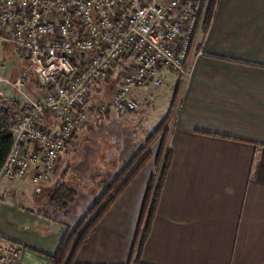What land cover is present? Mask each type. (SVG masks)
I'll return each mask as SVG.
<instances>
[{"label": "crops", "instance_id": "crops-1", "mask_svg": "<svg viewBox=\"0 0 264 264\" xmlns=\"http://www.w3.org/2000/svg\"><path fill=\"white\" fill-rule=\"evenodd\" d=\"M200 52L189 63L190 76L183 81L175 117L165 128L172 159L147 236L143 237L140 219L155 163L144 173L139 170L106 209L116 190L103 201L87 221L85 229L98 218L71 264H264V0H217ZM26 59L20 67L28 73ZM161 75L162 85L171 80L169 87L175 91L179 76L169 70ZM25 76L30 95L42 101L47 89L37 77ZM157 89L150 91V103L161 99ZM20 104L23 115L27 107ZM129 113L119 114L108 104L98 124L107 151L99 166L92 168L89 160L75 166L78 181H69V161L76 160L69 153L76 145L71 141L50 182H35L32 171L9 179L24 180V203L14 200V193L0 190V243L21 246L22 263L54 264L52 256L63 240L87 219L154 133L138 145L137 140L126 139L124 150L109 158L124 128L117 115ZM109 120L112 127L104 123ZM94 122L98 121L92 113L86 128H95ZM43 123L51 129L59 126L48 113ZM83 127L76 132L78 140L87 130ZM83 139L77 140L79 146ZM59 188L74 192L66 207L51 201Z\"/></svg>", "mask_w": 264, "mask_h": 264}, {"label": "built area", "instance_id": "built-area-1", "mask_svg": "<svg viewBox=\"0 0 264 264\" xmlns=\"http://www.w3.org/2000/svg\"><path fill=\"white\" fill-rule=\"evenodd\" d=\"M211 2L0 0V30L9 31L47 89L42 101L29 100L13 128L0 179L32 171L35 182H50L66 145L88 120V95L116 70L121 80L110 105L119 114L140 111L149 92L162 85L163 70L186 81L189 63L201 53ZM45 113L58 120L57 129L43 123ZM22 254L16 243H0V264H24Z\"/></svg>", "mask_w": 264, "mask_h": 264}, {"label": "rangeland", "instance_id": "rangeland-1", "mask_svg": "<svg viewBox=\"0 0 264 264\" xmlns=\"http://www.w3.org/2000/svg\"><path fill=\"white\" fill-rule=\"evenodd\" d=\"M216 3L217 0H212L211 2L210 12H209V17L211 20L213 18ZM10 38L11 37L9 31L2 30V32L0 33V102L17 101L20 103L21 101L22 104L25 103V106L27 107L30 103L29 100H34V98L30 95V92L28 91L26 85V81H28V77H26L25 75L27 76L29 75L35 76V75L31 73L30 70L28 73H25L24 69L20 67L21 63L27 61L26 56L21 51L15 49V47L12 45ZM20 70L22 71L20 72ZM121 74H122L121 70H116L115 74L110 78H108L107 81L104 80L101 81V83H99V86L90 92V94L88 95L85 101V103H87L89 107H91V109L87 108L86 110L88 116L93 113L94 118L98 122L93 123L95 125V128L89 126L87 129L86 128L87 122L83 125L84 126L83 128L84 129L86 128L87 130L85 129L86 131L81 134L82 135L81 137L84 138L83 139L84 141L83 143H81L80 146H79L80 143L78 141H80L81 137L78 140V137H76L77 133L75 134L72 143L70 144L72 145L74 142H76V145L71 147L69 151V153L72 152L71 153L72 155L74 154L76 160H74L72 163L69 161V181H74V180L78 181L77 177L74 176V174L78 167L75 166L78 165L79 162L83 160L84 165H86L89 160L91 162L92 168L96 167V165L99 166V163H101L100 159L104 156V154L107 151V146H105V144L103 143V141H105V138L103 137L101 131L98 130L100 126L98 125L99 119L106 113V111L101 113L99 111L100 110L99 105H108L110 103L113 93L120 85ZM14 76H17L15 80L13 79ZM182 79L183 78L181 77H175V81L177 84L176 86L177 88L175 91L174 90L172 91L169 87L170 85L169 81L171 82V80L166 81L161 87H157L158 89L155 91V93L162 92L161 97L159 94V98L161 99L159 101L157 100V103L153 104V102L150 103L149 100H146L144 101V105L142 106V109L140 111L129 113L126 116L117 115V117L120 118V123L124 128H122L123 130L121 131L120 144H114L113 145L114 150L113 149L109 150V154H110L109 158L113 156V153L116 150L119 151L121 148L122 151L124 150V146H125L124 142L126 139H129L130 141L131 139H133V141L137 140L136 143L138 145L139 143L143 142L147 134H150L151 132L159 128V126L163 124L165 119L166 120L164 122L165 123L164 126L165 128L167 127L168 123L171 122L172 119H174L176 114L177 102L181 97V93H182L181 90L183 89ZM8 82L12 83L13 85L10 83L8 84ZM153 90H151V92H153ZM151 92H149L150 95ZM83 107L84 106L82 104L80 108L82 109ZM110 121L111 120L104 121V123L112 127L113 123H110ZM116 123H118L119 125V122ZM133 135L136 136L134 137ZM149 139L150 138H148L147 141ZM147 141L144 142L143 146L147 145L146 144ZM159 144H160V137H157L154 139L153 143H151V145L147 148L145 155L146 154L149 155L146 162L140 168V173L146 172L147 169H149L150 165L152 164L154 165L156 155L159 151ZM84 151H85V158L82 157ZM156 171L158 172V170ZM58 172H59V167L57 173ZM0 190H6L10 193H14L15 196L14 200L24 203L21 200L22 197L21 193H25L26 191L24 180L21 179L9 180L8 178H3L0 180ZM7 198L13 199V197H8V196Z\"/></svg>", "mask_w": 264, "mask_h": 264}, {"label": "trees", "instance_id": "trees-1", "mask_svg": "<svg viewBox=\"0 0 264 264\" xmlns=\"http://www.w3.org/2000/svg\"><path fill=\"white\" fill-rule=\"evenodd\" d=\"M210 20L211 19L208 15L203 28L204 38L208 32L211 23ZM2 30H6V29H2ZM2 30H0V33L2 32ZM23 111H25V108L22 107L21 104L16 101L0 102V169L3 166L11 150L13 144V128L20 119L21 113ZM164 125L165 123L161 124L159 128H157L154 131L150 139L147 141L146 143L147 145L141 147L138 153L134 156V158L127 163L123 175L110 186V188L103 194V196L99 200H97L96 204L91 209L87 219L83 221L81 226L74 233L69 234L68 238L63 240L56 254L52 256V261L54 264H71L74 251L91 233L92 229L94 228V225L98 222V218L95 217L85 229L84 227L87 221L89 220V218H91L94 215V213L101 206L103 201L109 198L110 197L109 195L116 190L115 193L111 196V198L108 200V202H106L105 206L103 207V209H106V207L111 203L112 199L124 188V186L129 182V180L140 170V168L146 162L149 155V154L145 155L147 148L151 145V143H153L155 138L160 137L159 151L155 158V165L159 173L156 171V173L152 176L150 180L149 188L147 191V195L145 197L141 219H140V227L142 226V224H144L143 237L147 236L152 219L155 214L156 206L159 202L162 186L172 159V152L168 150L166 147L168 131L165 130ZM125 176H127V178L124 180V182L121 185H119ZM73 199H74L73 190L72 189L67 190L65 188L56 189L51 196V201L55 204H61L60 205L61 207L68 206V204H70L73 201ZM82 229H83L82 235H80V238H78L77 242L73 246L72 252L68 260L66 261L67 253L72 243L77 238V235Z\"/></svg>", "mask_w": 264, "mask_h": 264}]
</instances>
